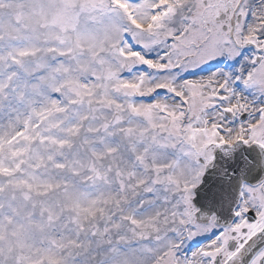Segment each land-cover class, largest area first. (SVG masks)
I'll list each match as a JSON object with an SVG mask.
<instances>
[{
    "label": "snow or ice",
    "instance_id": "snow-or-ice-1",
    "mask_svg": "<svg viewBox=\"0 0 264 264\" xmlns=\"http://www.w3.org/2000/svg\"><path fill=\"white\" fill-rule=\"evenodd\" d=\"M0 264H264V0H0Z\"/></svg>",
    "mask_w": 264,
    "mask_h": 264
}]
</instances>
